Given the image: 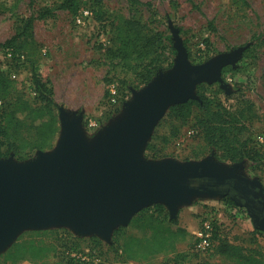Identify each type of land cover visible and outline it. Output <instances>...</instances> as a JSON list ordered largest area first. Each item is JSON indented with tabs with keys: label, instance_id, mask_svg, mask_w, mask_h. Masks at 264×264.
<instances>
[{
	"label": "rangeland",
	"instance_id": "1",
	"mask_svg": "<svg viewBox=\"0 0 264 264\" xmlns=\"http://www.w3.org/2000/svg\"><path fill=\"white\" fill-rule=\"evenodd\" d=\"M98 1L80 0L79 12L72 15L67 11L54 10L58 0H0L1 44L16 35L22 21L47 8L54 12L44 20H36L33 43L0 47V99L6 107L0 123L6 127V114L17 100L38 106L32 84L33 62L41 79L52 87L59 105L54 110L58 134L46 139L44 149L33 151L31 145L36 140L35 130L27 124L17 127L13 122L6 128L7 138L0 135V141L20 144L21 151L17 155L11 152L0 160L26 164L34 161L39 152L53 153L62 132L61 108L78 121L83 138L93 148L107 130L124 117V106L134 99L136 93L173 69L178 56L175 45L180 43L189 63L194 66L237 51L233 62L222 68L220 79L201 82L196 86L195 95L198 96L197 87L201 85L199 92L221 102L229 110H244L253 147L260 156L257 160L239 163L219 159L220 152L206 147L196 126L201 113L195 108L180 128L178 137L164 144L159 137L169 129V124L162 122L168 110L148 138L142 151L143 160H172L180 164L211 160L219 164L217 171L225 175L237 165L236 174L260 182L261 187L258 188L264 195V0H176L173 3L172 0H139L151 3V6L130 0ZM126 21L135 22L148 36L160 34L157 47L164 55V70L147 84L138 74L142 73L148 60L133 56L124 61L119 55ZM9 53L13 54L11 58ZM242 95L249 103L239 99ZM19 116L21 119L24 117ZM2 151L6 152L7 148L3 147ZM192 202L193 205L181 206L179 211L192 221L193 226L197 224L200 227L204 219H209L215 223L222 238L242 246L247 252L256 251L264 255V230L261 228L264 219L256 221L244 205L240 208L224 196L201 195L192 198ZM168 215L170 218L169 211ZM40 230L59 231V240L55 236L46 237L48 241L55 242L56 250L44 261L23 260L14 264H55L70 259L80 264H122L115 253L108 250V244L96 234L79 236L69 226ZM34 231L38 230L22 229L0 252V256L21 236L26 241L38 239ZM130 233L139 234L132 229ZM191 235L181 248L187 256L176 264H232L227 258L215 256L212 252L197 253L192 244L194 235ZM92 237L98 238L103 243L102 247L95 248ZM84 257L90 260L86 261ZM172 257L169 256V260Z\"/></svg>",
	"mask_w": 264,
	"mask_h": 264
},
{
	"label": "water",
	"instance_id": "2",
	"mask_svg": "<svg viewBox=\"0 0 264 264\" xmlns=\"http://www.w3.org/2000/svg\"><path fill=\"white\" fill-rule=\"evenodd\" d=\"M175 47L173 69L136 93L125 104L124 117L93 148L78 121L61 108L62 132L53 153L39 152L26 164L0 160V252L22 229L51 226H69L79 236L96 234L109 245L115 229L127 227L153 204H164L170 219H176L179 208L197 196H226L232 186L261 187L236 174L237 165L225 175L211 160H143V148L165 113L198 99L196 86L219 80L222 68L237 54L194 66L182 44Z\"/></svg>",
	"mask_w": 264,
	"mask_h": 264
},
{
	"label": "trees",
	"instance_id": "3",
	"mask_svg": "<svg viewBox=\"0 0 264 264\" xmlns=\"http://www.w3.org/2000/svg\"><path fill=\"white\" fill-rule=\"evenodd\" d=\"M132 3H139L151 6V3H142L139 0H130ZM176 0H172V3ZM98 2H101L99 0ZM81 7L80 0H58L54 10H62L77 15ZM52 9H44L37 16L32 15L22 21L16 35L5 43H0L1 48H12L19 43H33V28L36 20H44L52 16ZM119 55L124 61L136 56L135 59L148 60L144 65L142 73L138 74L144 84L149 83L163 67V52L158 51L160 34L148 36L135 22L126 21L123 29ZM156 46V47H155ZM155 48V49H154ZM173 52L175 50L173 49ZM190 57V54H189ZM32 84L37 93L38 106L33 107L27 101H16L12 110L6 114V127L0 123V135L7 138L9 125L16 122L17 127L27 124L35 130L36 140L31 145L33 151L45 148L46 139L51 135L58 134V124L54 110L59 108L54 99V91L48 82L41 79L37 73L35 63H32ZM198 99H190L186 103L172 106L162 122L169 124V129L159 138L164 144L175 140L180 132V128L185 124L196 108L201 115L196 119V126L206 142L209 150L219 151V159L239 163L242 161H253L259 158V153L253 147L249 129L246 124L247 114L244 110L235 109L233 111L224 107L221 102H216L204 93L199 92L201 85L197 87ZM244 102L249 103L248 99L242 95ZM0 120L6 107L0 99ZM4 107V108H3ZM6 111V110H5ZM19 115H23L21 117ZM39 121L38 124L36 122ZM7 151L3 152L2 148ZM20 144L0 141V158H7L9 153H19ZM19 155V154H18ZM22 160L23 157H18ZM214 240L216 246L212 252L215 256L225 257L232 264H264V255L259 252H247L242 246L231 243L219 234L215 225ZM135 230L139 234H132L130 230ZM38 239L32 238L26 241L21 236L18 241L0 256V264H14L19 261L29 260L32 262L44 261L57 246L55 242H50L46 237L55 236L59 240L58 230H38L33 232ZM188 237V232L179 226L178 219H170L167 208L164 204L157 203L140 211L127 227H118L112 234V243L107 245L108 250L113 251L119 258L120 263L138 262L143 263L156 256L163 255L168 257L174 255L172 262L176 264L180 259L187 256V253H178L177 244ZM94 247H102L103 243L96 237L91 238ZM194 243V242H193ZM192 243V244H193ZM55 264H80L74 259L62 261ZM164 264H169L164 262Z\"/></svg>",
	"mask_w": 264,
	"mask_h": 264
},
{
	"label": "flooded vegetation",
	"instance_id": "4",
	"mask_svg": "<svg viewBox=\"0 0 264 264\" xmlns=\"http://www.w3.org/2000/svg\"><path fill=\"white\" fill-rule=\"evenodd\" d=\"M259 190L257 186L248 189L243 186H232L231 193L224 198L231 199L240 208L244 205L248 213L256 221L261 222L264 219V197Z\"/></svg>",
	"mask_w": 264,
	"mask_h": 264
},
{
	"label": "built area",
	"instance_id": "5",
	"mask_svg": "<svg viewBox=\"0 0 264 264\" xmlns=\"http://www.w3.org/2000/svg\"><path fill=\"white\" fill-rule=\"evenodd\" d=\"M8 56L9 58H11L13 54L9 53ZM15 77L16 75L14 74L13 78ZM114 93L115 92L113 91L112 94ZM0 105H1V101H0ZM214 232H215V226H214L213 221L209 219H204V221H202L201 223V226L199 227L197 232L194 234L193 247L197 253L213 252L216 246V242L214 240ZM83 259H85L86 261L90 260L88 257H84Z\"/></svg>",
	"mask_w": 264,
	"mask_h": 264
},
{
	"label": "crops",
	"instance_id": "6",
	"mask_svg": "<svg viewBox=\"0 0 264 264\" xmlns=\"http://www.w3.org/2000/svg\"><path fill=\"white\" fill-rule=\"evenodd\" d=\"M193 203L194 202H192V203H190V204H188V206L190 205H193ZM180 211L178 210V220H179V224H180V227H182V228H184L187 232H188V237L184 240V241H182V242H180V243H178L177 244V252L178 253H183L181 250V248H184L183 247V243L185 242V241H187L188 240V238L190 237V236H192L191 234H195L196 232H197V230L199 229V227L197 226V224H195L194 226L192 225V221H190V219H187L185 216H183V214L182 213H180ZM188 245H189V243H188ZM169 256H171V255H169ZM169 256L168 257H165V256H163V255H159V256H156L155 258H151L150 260H148V261H146V262H143V263H138V262H128V263H122V264H153L154 262H158V264H160V262H161V264H164V262H168V261H171V259L169 260ZM172 256H174V255H172ZM173 258V257H172ZM173 260V259H172ZM172 262V261H171ZM171 262H169V264L171 263ZM174 263V262H173Z\"/></svg>",
	"mask_w": 264,
	"mask_h": 264
}]
</instances>
